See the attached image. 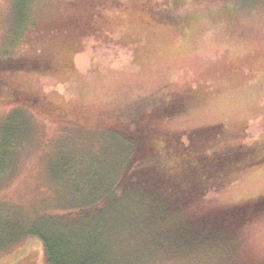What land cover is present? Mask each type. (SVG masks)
<instances>
[{
    "label": "rangeland",
    "instance_id": "rangeland-1",
    "mask_svg": "<svg viewBox=\"0 0 264 264\" xmlns=\"http://www.w3.org/2000/svg\"><path fill=\"white\" fill-rule=\"evenodd\" d=\"M133 1L0 0V264H49L29 233L49 216L114 264H264V215L219 237L124 199L161 133L222 124L199 155L264 142V0ZM226 177L182 213L264 194V163Z\"/></svg>",
    "mask_w": 264,
    "mask_h": 264
},
{
    "label": "trees",
    "instance_id": "trees-1",
    "mask_svg": "<svg viewBox=\"0 0 264 264\" xmlns=\"http://www.w3.org/2000/svg\"><path fill=\"white\" fill-rule=\"evenodd\" d=\"M114 1H119L121 7L129 2ZM134 1L133 3H136L138 8L148 11L151 0ZM107 2L109 1H105L101 6L108 4ZM176 8L172 6V10ZM138 13L142 14L139 11ZM149 17L154 18L151 21L158 23L165 19L163 13L158 14V12H150ZM174 20L179 21V18L174 17ZM32 64L34 68H45L42 63ZM18 93L20 91L14 88L9 91L11 97L17 96ZM181 106L177 108V111L181 110ZM222 129V124L193 129L188 133L186 143L181 135L161 133V137L152 141L154 150L150 158L156 159L153 166L133 169L126 174L129 181H126L124 185L125 201L128 200V196L132 195L133 198L135 196L137 205L148 204L151 211L152 209L159 211L164 217L168 213L176 217L174 224L179 229H194L198 231L194 234H200L205 229L203 227L209 226L207 233H213L219 237L228 234L232 228H238L264 215V194L226 207L211 208L205 212L206 215L198 223L195 221L199 218H190L182 213L184 208L194 203V197L200 200L209 190L223 185L226 178H229L226 176L231 172L254 168L264 163V142L226 146L217 150L203 151L202 155L196 154L197 148L206 137L217 136ZM198 157L204 162H201ZM210 176L216 179L210 180ZM114 188L115 186L113 191ZM144 208L147 209L146 206ZM45 219L47 222L41 226L40 232L30 230L29 233L41 240L49 264H114V261L108 257L107 245L103 241V236H99L97 232L92 236L98 247L88 243L87 238L90 239V235L87 236L85 231L82 234L85 233L87 237L82 239L77 237L78 234L77 236L70 235L71 229L63 230L61 225L58 226L53 222L52 216L42 218V221ZM42 221H39L40 224ZM103 224L104 220L100 226ZM186 234L187 232L184 231L180 233L183 237ZM193 239L197 240L196 237ZM28 254L29 252L20 254L19 258L12 257L1 264H27ZM30 258L33 263L32 256Z\"/></svg>",
    "mask_w": 264,
    "mask_h": 264
}]
</instances>
